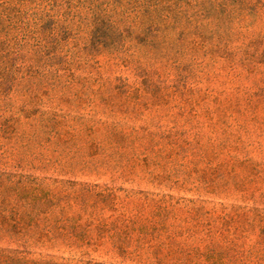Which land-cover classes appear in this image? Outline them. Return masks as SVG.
<instances>
[{"label": "rangeland", "instance_id": "1", "mask_svg": "<svg viewBox=\"0 0 264 264\" xmlns=\"http://www.w3.org/2000/svg\"><path fill=\"white\" fill-rule=\"evenodd\" d=\"M127 1L0 0V73L27 65L39 70L53 55L90 81L100 74L133 86L146 80L168 87L158 104H98L94 113L96 104L80 103L73 94L79 85H72L69 103L59 104L60 92L49 84L28 85L16 73L0 87V172L44 187L75 182L109 188L112 207L99 202L96 209L105 218L165 219L168 230H157L152 241L161 243L162 262L145 242L132 241L122 257L104 238L96 247L84 246L88 254L80 257L75 248L25 239L30 226L13 234L4 223L0 248L75 264H264V82H258L264 65L222 71L218 56H243L251 41H262L264 50V0H242L248 7L242 20L225 22L227 39L193 44L195 53L186 38L183 56L166 46L172 57H156L141 38L127 36L134 16ZM110 37L117 45L108 47ZM209 48H217L215 61ZM87 85L95 89L98 83ZM249 100L258 102L251 106ZM55 121L58 132L51 127ZM84 126L92 127L91 136ZM114 130L124 134L115 147L108 143ZM92 139L99 148L89 147ZM75 208L84 217L92 210Z\"/></svg>", "mask_w": 264, "mask_h": 264}, {"label": "trees", "instance_id": "2", "mask_svg": "<svg viewBox=\"0 0 264 264\" xmlns=\"http://www.w3.org/2000/svg\"><path fill=\"white\" fill-rule=\"evenodd\" d=\"M127 4L126 9H131L134 13L131 24L127 25L129 27L127 36L141 38L142 46L150 50L156 49L153 51V55L156 57L160 55L172 57L166 52V46H170L176 53L183 56L185 50L182 45L186 38L191 39L187 44L192 45L190 51L195 53L197 47L193 44L205 45L211 39L218 41L227 39L225 36L227 32L223 30L225 22L231 23L235 19L242 20V13L248 7V5L246 6L248 3L242 0H128ZM214 22L217 28H212V30V25L215 26ZM231 34L228 33L229 36ZM108 40V47L117 45V42L111 37ZM261 42L251 41L248 45L251 51H245L243 56H237L231 52L218 55L219 58H222L220 70L228 71L244 67L252 72L255 69L254 63L260 62L264 65V50L259 51ZM216 49H207V53L213 61H215ZM257 57H260L258 61H256ZM180 59L183 60L181 57ZM174 61L180 63L176 58ZM37 68L38 66L34 68L32 65H27L25 68L16 66L10 75L8 71L0 73V87L4 84L2 81H12L13 76L21 72L28 85L41 84L43 81L42 85L49 84L55 94L60 92L57 97L58 103L64 104L70 102L67 95L71 92L72 85H79L78 88L72 90L73 94L80 103L96 104L94 113L99 112L98 104L109 107H123L129 102L141 106H146L148 103L158 104L164 100L165 93H162V90L168 88H161L151 82H146V80L141 83L142 85L136 86L129 84L127 79L121 77L102 80L100 74H97V79L94 78L90 81L76 76L65 61H57L53 55L50 56L48 62H44L41 69ZM88 82L91 85L97 82V88L89 87ZM258 82H264V73L263 78ZM171 88L178 90L179 85L173 84ZM140 90L149 94L150 98L142 97L139 93ZM257 102V100L254 102L249 100V105L255 106ZM22 112L26 113L25 110ZM59 124L58 121H55L51 127L53 126L54 130L58 132ZM83 130L86 136L92 135L91 126H84ZM109 138L108 143L114 147L124 142V134L120 131H112ZM165 138H169V136ZM98 142L92 139L89 147L99 148ZM56 144L60 145V140ZM14 177L15 174L0 172V223H4L5 228L9 226L8 228L12 230L13 234L21 233L20 228L30 226V230L22 232L25 239L32 238L45 248L59 245L75 248L80 257H85L88 254V250L83 248L84 246L94 245L96 247L102 243L104 238L122 257L129 254L127 245L132 241L145 242L150 244L151 253L158 257V263L162 262L163 257L159 256L161 243L152 244V241L156 240L157 230H168L165 219L141 221L137 217L124 216L121 213L105 218L97 215L96 209L99 202H104L107 206L112 207L115 197L109 188L80 185L75 182L62 183L55 187H44L27 176L18 177L15 180ZM161 202L160 200L156 202L155 209L157 211L162 209ZM76 206L83 210L88 207L92 210L84 217V212L76 211ZM21 207L26 209L23 210ZM5 211L9 212L10 219L13 221L10 224L4 214ZM19 223L21 227H18ZM262 236L264 237V232H262ZM3 237L4 235L0 233V239ZM27 253L24 250L0 248V264H75L52 258H29ZM85 264L99 263L87 260Z\"/></svg>", "mask_w": 264, "mask_h": 264}]
</instances>
